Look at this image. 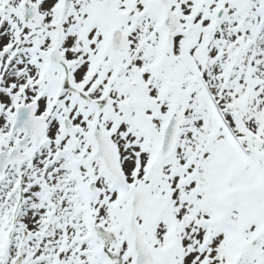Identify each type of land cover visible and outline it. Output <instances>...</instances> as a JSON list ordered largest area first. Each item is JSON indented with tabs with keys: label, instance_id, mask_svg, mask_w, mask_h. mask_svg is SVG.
<instances>
[{
	"label": "snow or ice",
	"instance_id": "snow-or-ice-1",
	"mask_svg": "<svg viewBox=\"0 0 264 264\" xmlns=\"http://www.w3.org/2000/svg\"><path fill=\"white\" fill-rule=\"evenodd\" d=\"M0 264H264V0H0Z\"/></svg>",
	"mask_w": 264,
	"mask_h": 264
}]
</instances>
